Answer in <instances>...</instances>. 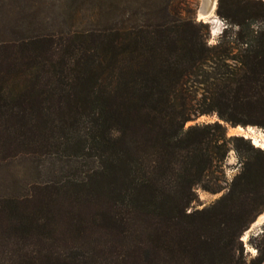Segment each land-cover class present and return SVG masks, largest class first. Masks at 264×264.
Here are the masks:
<instances>
[{"label":"trees","instance_id":"1","mask_svg":"<svg viewBox=\"0 0 264 264\" xmlns=\"http://www.w3.org/2000/svg\"><path fill=\"white\" fill-rule=\"evenodd\" d=\"M242 1L217 0L215 44L166 3L103 23L96 4L85 34L0 47V160L91 161L76 180L0 194V264H243L264 149L227 125L264 129V27L249 28L264 1ZM203 114L216 120L185 126ZM231 149L240 165L224 186ZM197 186L222 194L196 208Z\"/></svg>","mask_w":264,"mask_h":264},{"label":"rangeland","instance_id":"2","mask_svg":"<svg viewBox=\"0 0 264 264\" xmlns=\"http://www.w3.org/2000/svg\"><path fill=\"white\" fill-rule=\"evenodd\" d=\"M241 4H246L240 0ZM264 1V0H261ZM168 3L181 11L182 16L192 17L196 22L207 25L208 43L215 44L227 22L216 15L214 11L212 19L203 20L198 17L201 0H0V47L16 48V46L41 40L42 43L50 41L56 43L61 38L85 34L95 27V5L102 6L99 16L100 22L116 19L121 21L128 16L132 18L152 17L155 9H160ZM247 1V7L251 6ZM217 6V4H216ZM264 27V19L252 21L249 28L257 29ZM216 120L214 115H200L188 121L185 126L211 122ZM229 135L245 136L250 127L256 137V143L249 139L253 146L264 149V129L255 125H247V130L229 128ZM238 129V130H237ZM262 146V147H261ZM85 152V151H84ZM15 153V152H12ZM64 154V155H63ZM90 158L80 152L74 153L66 149L62 154L52 155H26L16 154L0 160V194H6L7 190L23 189L30 184H42L44 182L76 180L85 174L84 171L90 164ZM240 159L231 149L223 162V177L225 184L238 171ZM198 203L196 208H202L217 199L222 192L210 193L196 187ZM264 213L262 209L251 222L247 229L242 232L245 236L243 245V264H249L252 259H257L258 264H264V220L256 223L258 216Z\"/></svg>","mask_w":264,"mask_h":264},{"label":"bare ground","instance_id":"3","mask_svg":"<svg viewBox=\"0 0 264 264\" xmlns=\"http://www.w3.org/2000/svg\"><path fill=\"white\" fill-rule=\"evenodd\" d=\"M214 4H215V0H201V4H200L199 10H198V17L202 18L205 21L212 19L214 22L215 21L214 20L215 16H213ZM207 8H209V9L207 10ZM238 129L242 130V128H240V127H238ZM245 134H246L245 135L246 137L252 138L253 142L257 145L256 140L258 138L256 139V137H255L256 134H254L253 130L250 127H248V130L246 131ZM263 218H264V213L257 217L256 223L260 222ZM244 238H245V236L242 235L241 239H244Z\"/></svg>","mask_w":264,"mask_h":264},{"label":"water","instance_id":"4","mask_svg":"<svg viewBox=\"0 0 264 264\" xmlns=\"http://www.w3.org/2000/svg\"><path fill=\"white\" fill-rule=\"evenodd\" d=\"M216 4H217V0H215V4H214V8H213V12L215 11V9H216ZM209 8H207V10H208ZM237 126H229V128H236ZM243 130H247V126H244V127H241ZM241 136H243V135H241ZM243 137H245V136H243ZM246 138V137H245ZM263 220H264V218H263ZM262 220V221H263Z\"/></svg>","mask_w":264,"mask_h":264}]
</instances>
